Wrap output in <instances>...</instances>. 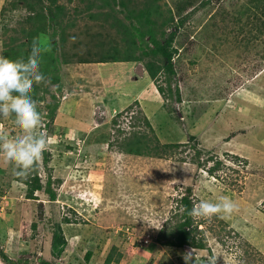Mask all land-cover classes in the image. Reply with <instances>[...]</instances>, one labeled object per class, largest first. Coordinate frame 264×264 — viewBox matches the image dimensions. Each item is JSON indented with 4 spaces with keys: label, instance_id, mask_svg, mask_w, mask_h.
<instances>
[{
    "label": "rangeland",
    "instance_id": "obj_1",
    "mask_svg": "<svg viewBox=\"0 0 264 264\" xmlns=\"http://www.w3.org/2000/svg\"><path fill=\"white\" fill-rule=\"evenodd\" d=\"M136 1L142 8L145 0ZM156 1L157 37L176 33L171 81L164 57L154 77L143 61L96 62L109 50L124 54L132 36L122 41L107 22L76 15L81 0H57L65 14L37 37L25 1L0 0V55L26 60L37 38L48 49L41 64L57 63L50 73L40 65L51 84L31 93L50 145L38 162L36 199L0 156V264H105L109 254L112 264H184L190 249L197 259L215 254L218 264H264V0ZM106 27L100 41L95 33ZM140 114L151 129H132ZM136 129L166 152H125ZM0 132L23 136L14 117H0ZM183 194L194 204L229 198L238 206L226 219L193 218L204 248L166 243L183 221ZM55 235L64 240L59 256Z\"/></svg>",
    "mask_w": 264,
    "mask_h": 264
},
{
    "label": "trees",
    "instance_id": "obj_2",
    "mask_svg": "<svg viewBox=\"0 0 264 264\" xmlns=\"http://www.w3.org/2000/svg\"><path fill=\"white\" fill-rule=\"evenodd\" d=\"M25 1V5L32 11V15L30 16V19L35 21V29L30 33V35L37 37L39 34H43L47 32V30L50 27H53L51 25V22H58L62 19V16L65 14L63 9L64 6L57 4V0H23ZM85 4L83 7H78L73 9L75 14H79L81 11H86L87 15L90 17V19H98L101 23L107 22V27L113 29L116 28L120 31L122 34V37H120V40L124 41L125 37L127 35H131V41L129 43L128 49L124 51V54H114L112 51H108L107 55L106 53H103L99 60H96V62H108L110 61V57H112V61H143V64L146 66L148 73L151 76H157L158 72L160 73V70L163 65L161 62V57H164L167 59V63L164 66L166 69L165 74L168 77V80H173L174 75L176 74V68L175 63L173 62L174 58V52H176V49L173 46V42L175 39V31L171 32L168 37H166L165 40L162 38L166 35V31L161 32V37H157V32L155 30V27L153 25V12L157 11L159 6L157 4L156 0H145L144 5L140 9H135L137 5L136 0H81ZM36 2L39 3V8H35ZM156 2V3H155ZM15 5L17 6L18 3L16 2ZM72 24V23H71ZM73 25V24H72ZM107 27L103 31H99L97 34V37L101 41V38L104 36V32L107 31ZM62 32L65 33V28L61 27ZM136 32V33H135ZM119 33V32H118ZM134 36H139L140 43L136 46V40L134 39ZM64 39V34H63ZM105 38V36H104ZM119 41V40H117ZM121 44V43H120ZM134 44V45H133ZM151 44V46H150ZM140 47L141 53L135 54V52ZM149 48V49H148ZM18 54V53H17ZM110 54V55H109ZM9 56V55H8ZM89 58L81 59L83 62L89 61ZM68 59V58H67ZM53 60V58H52ZM51 61V60H49ZM47 61V62H49ZM69 61H71L69 59ZM92 61V60H91ZM47 62H44L42 67L50 68V70L47 73H50L51 71H56L57 69V63L54 61H51V64L48 66L46 65ZM55 63V64H54ZM163 67V68H164ZM44 69L42 68V71ZM55 77L53 76L52 80ZM36 87L32 93H35ZM161 91H165L164 87L160 86ZM176 99L178 101H181V95L179 89H176L175 92ZM55 108L53 109V111ZM133 111V110H131ZM139 112V111H138ZM141 112V111H140ZM54 113V112H53ZM52 113V114H53ZM51 114V115H52ZM140 123H132V129L133 128H141V123L143 124L144 128H152L150 119L147 117V115L140 114ZM116 119L113 121L115 122ZM137 130V129H136ZM142 130V129H139ZM132 131L128 142L130 143H124L122 144V148H124L125 152H133L134 154L138 155H149L154 153L155 150H157V155L162 156L164 154V151H159L158 147V139L155 141L157 142L156 145H152L151 139H155L154 137L149 139L147 133H140V131ZM157 137V136H156ZM170 146V145H169ZM179 143L171 144L170 147H178ZM47 154V153H46ZM155 154V153H154ZM48 155V154H47ZM45 156L46 161L49 160V155ZM221 164V161H217L216 165L214 167L210 168L211 172H213L219 165ZM39 164L36 166L35 170L31 172V174L23 180L28 185V193L27 196L30 199H36L37 196L34 194L35 191L41 190L43 188V184L41 183V177L39 175ZM50 194V200L56 199L57 194L55 191H53L50 188V182L47 189H45ZM194 203L189 197V194H183L179 199V206L182 211V219L180 223L172 230L170 231L169 237H167L166 243L173 247L182 248L186 245H192L195 247L204 248L205 243L201 240H198L195 236L196 232H201V229H198L197 225H194L193 217L189 214ZM54 253L55 255L59 256L63 252V244L64 240L58 237V235H55L54 237ZM92 253L88 251L87 253V259H90ZM114 261L112 254H109L106 257L105 264H112ZM117 261V260H116ZM40 264H56L51 261L43 260Z\"/></svg>",
    "mask_w": 264,
    "mask_h": 264
},
{
    "label": "clouds",
    "instance_id": "obj_3",
    "mask_svg": "<svg viewBox=\"0 0 264 264\" xmlns=\"http://www.w3.org/2000/svg\"><path fill=\"white\" fill-rule=\"evenodd\" d=\"M48 49L34 38L27 59L10 60L0 55V117H14V123L23 132L22 137L9 138L0 132V156L12 166L14 175L27 178L35 170L43 153L50 147L44 131L42 116L32 98L34 85L48 86V80L40 71L41 56ZM113 119L114 115L112 116ZM39 129V134L37 133ZM238 211V206L229 198L218 202L200 201L190 211L193 218L210 220L216 216L226 219ZM184 264H218L219 257L210 254L197 259L190 249L182 254Z\"/></svg>",
    "mask_w": 264,
    "mask_h": 264
},
{
    "label": "crops",
    "instance_id": "obj_4",
    "mask_svg": "<svg viewBox=\"0 0 264 264\" xmlns=\"http://www.w3.org/2000/svg\"><path fill=\"white\" fill-rule=\"evenodd\" d=\"M183 102H184V101H183ZM183 102H182V103H183ZM185 102H187V100H186ZM231 143H232V142H231ZM234 143H235V142H234ZM233 147H237V146L235 145V146H233ZM237 149H239V148H237Z\"/></svg>",
    "mask_w": 264,
    "mask_h": 264
}]
</instances>
